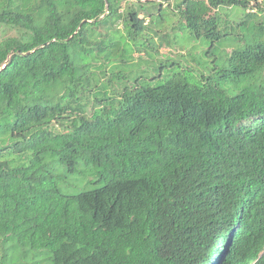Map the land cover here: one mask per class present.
Here are the masks:
<instances>
[{
    "label": "trees",
    "instance_id": "16d2710c",
    "mask_svg": "<svg viewBox=\"0 0 264 264\" xmlns=\"http://www.w3.org/2000/svg\"><path fill=\"white\" fill-rule=\"evenodd\" d=\"M123 1L0 0L1 264H264V1Z\"/></svg>",
    "mask_w": 264,
    "mask_h": 264
},
{
    "label": "rangeland",
    "instance_id": "374dc122",
    "mask_svg": "<svg viewBox=\"0 0 264 264\" xmlns=\"http://www.w3.org/2000/svg\"><path fill=\"white\" fill-rule=\"evenodd\" d=\"M137 1L144 2L145 0H124L121 4L120 10L125 8L127 3H136ZM250 5H253V1L250 2ZM177 23H178L177 16H172V18L168 22H166L163 26L157 27L153 25V29L156 30L157 34L151 33V36L153 37L155 49L158 52L154 53V52H151V49H149L152 56L148 55L144 51L134 52L132 54V58H130L129 60L130 64H134L133 69H136L139 66H142V67L149 66L150 65L149 63L152 61V58L154 59H165V58L177 59L180 61L182 68H185L186 66L188 67L195 66V62L192 60V57L193 55H196L198 53L197 51L200 50V47L196 48V46L198 45L197 42H190L186 44L183 41H180V39L174 38L173 27ZM116 26H118V28L120 29L123 28V24L121 23L120 19L116 22ZM12 32L13 31L8 28L0 27V39L3 36L10 34ZM175 35L177 37H184V36H188V32L184 28V29L178 30L177 33H175ZM1 255H2V250L0 247V264H1Z\"/></svg>",
    "mask_w": 264,
    "mask_h": 264
},
{
    "label": "flooded vegetation",
    "instance_id": "af4514ba",
    "mask_svg": "<svg viewBox=\"0 0 264 264\" xmlns=\"http://www.w3.org/2000/svg\"><path fill=\"white\" fill-rule=\"evenodd\" d=\"M217 244H221V243H217Z\"/></svg>",
    "mask_w": 264,
    "mask_h": 264
}]
</instances>
